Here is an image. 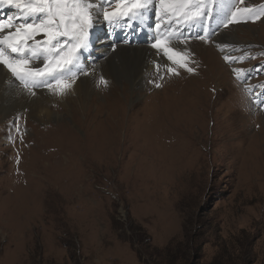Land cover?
Listing matches in <instances>:
<instances>
[{"label":"rangeland","instance_id":"rangeland-1","mask_svg":"<svg viewBox=\"0 0 264 264\" xmlns=\"http://www.w3.org/2000/svg\"><path fill=\"white\" fill-rule=\"evenodd\" d=\"M222 5L240 67L222 43L169 38L192 72L138 44L153 66L134 97L98 70L80 76L90 96L21 88L48 95L46 111H0V264H264V114L250 92L264 91V0ZM235 7L261 18L228 24Z\"/></svg>","mask_w":264,"mask_h":264},{"label":"snow or ice","instance_id":"snow-or-ice-1","mask_svg":"<svg viewBox=\"0 0 264 264\" xmlns=\"http://www.w3.org/2000/svg\"><path fill=\"white\" fill-rule=\"evenodd\" d=\"M3 3L15 7L22 15L0 20V65L21 81L29 94L35 95L33 89H47L62 96L67 94L77 78L75 75L65 76V73L77 68L82 75L90 74L84 68H78V65L80 56L91 43V31L96 27L98 18L105 22V26L129 22L133 18L141 20L151 4L157 20L167 18L166 28L173 23L188 27L205 18L211 19L215 0H0V4ZM155 3L160 7H155ZM242 15L261 18L250 8L235 7L228 24L239 23L237 18ZM29 17L32 19L29 20ZM152 26L159 29L161 24L154 22ZM110 35L105 40H109ZM124 42H128L127 38H124ZM120 43L109 40L108 50L113 56L126 59L118 47ZM151 48L165 55L169 61L181 64L189 72L193 71L186 63L188 58L167 46L164 39L153 37ZM28 57L40 61V66H32V60ZM40 57L43 59L40 60ZM234 71L239 73L245 70L237 68ZM101 83L106 84L107 81L101 77Z\"/></svg>","mask_w":264,"mask_h":264},{"label":"bare ground","instance_id":"bare-ground-1","mask_svg":"<svg viewBox=\"0 0 264 264\" xmlns=\"http://www.w3.org/2000/svg\"><path fill=\"white\" fill-rule=\"evenodd\" d=\"M165 19H167V18H165ZM249 27H251V26H249ZM251 32H252L251 34H253L255 32V30L252 29ZM172 33H173V31H172ZM226 34L227 33L223 30L215 37L216 38L215 41L224 44V50L230 51L231 50L230 47L232 48V44H235V46L240 45V41L235 36V34H232L229 37L225 36ZM128 36H130V34H128ZM224 36L228 37L230 39V42L223 41ZM166 42H167V46L172 47L174 51L181 52L184 49V47H182L180 42H173L171 39H169V37L166 38ZM108 43H109V41H105V43H103V46L97 49V52L100 53V56L95 61L94 65H90V67H89L90 70L88 72L100 70L99 71V77H103L105 79L114 78V82L117 84H119L120 82L122 83V81L126 82L127 83L126 88H127V92H128L126 95L131 94L134 97V94H136L134 87L141 85V79H138L139 75H141L140 74L141 71L143 74L144 73L146 74V72L148 70H150L151 67L153 66V64L148 65V63H146V62L144 64V55H145L144 48L147 46L128 45V44H121L120 43L118 45V47L120 48L121 52L126 55V59H123L122 56H119V55L113 56V54H112V56H110L107 59V61H100V59L102 58V55L105 54V47H108ZM197 43L199 44L198 48L200 46H205V44H203L202 41L197 42ZM105 45H107V46H105ZM200 49H201V47H200ZM155 52H156V50H155ZM161 52H162V50H161ZM230 56H232V55H230ZM163 58L167 59V57L165 55ZM122 59H123V62H122ZM150 63H153V62H150ZM1 70H3V66L0 67V111L2 113L4 112L5 114H7V111L10 112L11 110H17L21 106H29L32 109V111H35V112H37L39 109L41 112L46 111V109L44 107H46V104L48 101L47 100L48 95H46V96H35L33 98H30V96H28L27 93L21 91V88L27 92H28V90L25 89L24 87H22L20 84H18L13 78L12 79L19 86H9L7 84V81L4 82L5 76ZM167 77H171V76L166 74V77H164V78L167 79ZM91 83L92 82L88 81L87 78L81 79V77H79L73 83V86H74L73 88H74L75 92H77L78 94L83 93V96L88 95L89 93L92 92L90 90ZM49 91L50 90H47V89H35V90H33V92H35V95H41L42 92H44V95H45V94H48ZM90 95L91 94H89V96ZM96 96L99 97V94H97ZM5 104H7V105L5 106ZM259 116L260 115H258V119H260ZM39 118L41 120H46V118H44V116H39Z\"/></svg>","mask_w":264,"mask_h":264}]
</instances>
